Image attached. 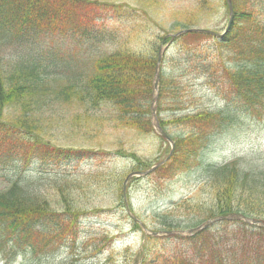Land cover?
I'll use <instances>...</instances> for the list:
<instances>
[{
	"label": "trees",
	"instance_id": "16d2710c",
	"mask_svg": "<svg viewBox=\"0 0 264 264\" xmlns=\"http://www.w3.org/2000/svg\"><path fill=\"white\" fill-rule=\"evenodd\" d=\"M231 2L233 21L226 33L185 32L174 38V52L164 54L162 59L156 116L166 130L167 121L161 112L167 109L172 113L168 121L179 127V134L166 131L174 141V150L162 167L183 169L188 158L197 165L203 164L199 175L205 178L212 201L192 204L191 196L175 201L160 213V225L165 228L161 230L192 228L210 218L230 214L264 222V167L248 166L244 158L219 164L198 161L211 136L234 124L241 114L264 118V0ZM96 4V0H0V107L19 111L12 119H5L0 113L2 252L16 248L40 252L58 237L70 242L72 239L75 244L78 221L86 214L74 196L82 187L81 178L69 179V174L49 166L65 159L79 161L94 156L99 144L89 142L88 147L78 144L77 148L66 149L51 144L43 136L51 122L45 127L43 118L58 112L63 104L75 110L67 121L74 133H95L103 121L114 129L128 127L141 134L154 131L150 121L158 51L154 43L144 53L116 47L96 55L85 74L76 64H66L63 75L59 52L39 41L40 37L69 35L92 40V48L113 41L116 36L104 31L101 19L87 10ZM203 38L214 40L210 59L201 43ZM224 53L232 57L231 64L222 59ZM185 76L230 90L231 103L217 109L187 110ZM103 105L112 109L107 119L98 115ZM121 155L132 160L129 171L150 167V160L131 150L122 151ZM72 169L70 175L83 173L77 170V164ZM92 174L84 173L82 178L93 183ZM126 174H117L115 187L123 205L122 183ZM135 178L131 177L126 186L131 212L128 185ZM48 189L54 191L56 206L48 197ZM182 207L184 213L180 214ZM177 215L185 220H175ZM141 223L138 218L132 219L131 227L144 232ZM98 238L100 247L96 250L101 251L108 238ZM168 239L175 240L170 247L164 242ZM144 240L137 264H264V228L239 219L214 221L192 235H147Z\"/></svg>",
	"mask_w": 264,
	"mask_h": 264
},
{
	"label": "rangeland",
	"instance_id": "374dc122",
	"mask_svg": "<svg viewBox=\"0 0 264 264\" xmlns=\"http://www.w3.org/2000/svg\"><path fill=\"white\" fill-rule=\"evenodd\" d=\"M96 1V6H89L87 10L93 13L94 17L98 16L101 19L99 22L103 25L102 29L114 34L116 39L111 42L104 41L99 43L103 46L92 48L90 43L93 44V41L90 39L69 35L54 38L40 37L39 41L59 52L57 58L60 62V71L66 64L72 66L76 64L85 74L90 70L94 56L110 52L116 47L144 53L152 43L158 48L165 46L171 34L177 29H184L179 25L180 23L220 33L228 21V7L225 0H205L204 3L202 0ZM234 1L238 4L245 3L244 0ZM161 36H164L162 41ZM167 37L169 39H166ZM213 42L211 38L201 40L203 47L207 48L205 52L208 59L211 58ZM172 45H169L166 53L174 52ZM213 53L216 55V51ZM222 59L225 61L228 59V64L232 63L230 55L227 56L224 53ZM161 69L162 60L160 72ZM183 78L187 79L188 94L184 103L187 105V110L217 109L226 103H231L230 90H220L217 86L211 87L212 84L209 86L203 79L199 80L190 76ZM163 110L161 116L167 121L165 131L179 134V127L168 121L172 113L167 109ZM56 111L58 112L43 118L47 123L45 127L51 122L43 132V136L51 144L66 149L77 148L78 144L88 147L89 142H96L99 144L97 148H100L94 151L96 155L79 161L65 159L68 162L64 160L59 165H48L50 169L57 167L69 174L67 175L69 179L81 178L82 187L77 189L74 196L78 207L83 208L86 214L77 224V242L73 244L72 239L70 242L69 239L58 237L53 244H49L40 252H28L27 249L21 248L7 252L0 251V264H34L36 262L63 264L70 260L76 261V264H137L138 250L144 238L146 240V236L150 235L151 228L165 229L160 225L163 219L160 213L170 208L175 201L185 197L191 196L192 204L199 201L204 204L205 201L208 203L212 201L211 190L205 178L199 175L203 164L197 165L193 158L186 159L185 166L180 170H173L170 166L163 168L161 164L147 175L136 176L128 185V196L133 212L142 221V226L144 228L147 226L146 232L132 228V219L127 214L123 203L119 202L115 188L117 174L133 172L129 171L132 160L123 157L121 153L131 150L137 156L150 160V167H152L166 157L170 149L169 142L154 131L141 134L128 127L114 129L108 121H103V126L95 129V133H74L71 123L67 121L71 115L74 116L75 110L62 104L61 109ZM111 111V108L103 105L98 115L107 119ZM0 113L5 119H12L13 114L19 111L0 107ZM214 134L202 147L198 161L205 164H219L235 158H244L248 166L264 167V118H253L248 114H241L234 124L226 125L220 132ZM178 158L184 160L182 156ZM75 164H77V170L83 173L70 175L72 173L70 170ZM72 170L75 171V169ZM84 173H93L90 176L93 183L84 181L82 178ZM1 187H3V180L2 182L0 180ZM48 197L56 206L53 190L48 189ZM182 210L183 207L179 211L180 214L184 213L181 212ZM178 217L179 215L175 217V220H185L184 217L179 219ZM104 235L108 238L107 245L103 250L97 251L96 249L100 247L98 237ZM162 236L168 235L156 237ZM164 242L167 247H170L175 240L168 239Z\"/></svg>",
	"mask_w": 264,
	"mask_h": 264
},
{
	"label": "water",
	"instance_id": "95a60500",
	"mask_svg": "<svg viewBox=\"0 0 264 264\" xmlns=\"http://www.w3.org/2000/svg\"><path fill=\"white\" fill-rule=\"evenodd\" d=\"M227 2V6H228V21L226 24V27L224 29V31L221 33L223 34L224 32H226L233 20V8H232V3L231 0H226ZM186 31H199V32H205V33H211V34H216V35H221L218 34L216 32H213L211 30H207V29H202V28H196V27H191L188 29H183L180 30L179 32H176L174 34L170 35V40L169 42L165 45V46H160L158 53H157V58H156V66H155V70H154V76H153V92H152V99H151V105H150V120H151V124L153 126V129L155 130V132L161 136H163L169 143H170V151L168 153V155L166 156L165 159H163L162 161H160L159 163H157L156 165L150 167L148 170L146 171H135V172H131L129 173L124 182H123V196H124V202H125V207L127 209V211L129 212L130 216L135 219V217L133 216V214L129 211L127 202H126V197H125V190H126V182L127 180L131 177V176H140V175H145L147 173H149L150 171L154 170L156 167L160 166L161 164H163L168 157L171 155L173 148H174V143L171 140V138L167 135V133L161 128L157 118H156V102H157V98H158V83H159V79H160V62H161V58L166 50V48L168 47V45L172 42L173 38L176 37L177 35H180ZM240 219L242 221L248 222V223H252V224H257L261 227L264 228V222H262L261 220H257V219H253V218H247L242 214H230L226 217H222L219 216L218 218H211L209 220H206L202 223H200L199 225L192 227V228H188V229H183V230H160L157 232H149L151 235L153 236H159V235H169V234H176V235H190L193 233H196L198 231H200L201 229L205 228L206 226H208L210 223L214 222L215 220H219V219ZM146 232V231H145Z\"/></svg>",
	"mask_w": 264,
	"mask_h": 264
}]
</instances>
